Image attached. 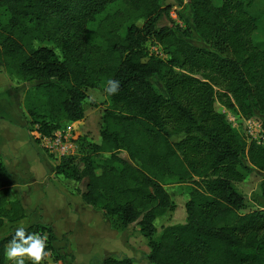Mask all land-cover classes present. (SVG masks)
Segmentation results:
<instances>
[{
  "label": "trees",
  "instance_id": "1",
  "mask_svg": "<svg viewBox=\"0 0 264 264\" xmlns=\"http://www.w3.org/2000/svg\"><path fill=\"white\" fill-rule=\"evenodd\" d=\"M188 2L208 47L188 40L189 27L179 32L162 0H0V66L32 84L23 105L37 141L85 118L89 88L120 82L117 93L105 92L100 140L79 135L83 154L60 158L56 173L86 180L83 201L115 229L136 225L151 264H264V209L242 212L236 186L253 168L264 172V144L248 141L216 108L264 114V0ZM149 42L165 58L150 53ZM171 184L190 186L186 221L157 235L156 219L176 208ZM261 187L264 195V179ZM25 218L2 182L0 229ZM25 228L47 235L54 261L72 264L74 254L54 247L51 225ZM14 233L0 239V264H11L4 250ZM101 264L138 263L110 255Z\"/></svg>",
  "mask_w": 264,
  "mask_h": 264
},
{
  "label": "rangeland",
  "instance_id": "2",
  "mask_svg": "<svg viewBox=\"0 0 264 264\" xmlns=\"http://www.w3.org/2000/svg\"><path fill=\"white\" fill-rule=\"evenodd\" d=\"M164 5H171L170 17L173 19L179 32L187 27L191 31V36L188 40L200 47H208V45L199 37L193 24V11L188 0H162ZM219 3V0H216ZM137 25H141L142 21H137ZM258 36L264 38V31L258 32ZM148 51L155 55H159L165 58L166 54L163 48L156 42L148 43ZM0 89L8 88L11 92L16 91L19 98L20 105L24 99L25 91L32 86L31 83L21 82L12 78L6 70L0 66ZM155 85L159 91L165 93L163 84L156 79ZM88 99L85 103V118L76 123H69L66 128L72 129L74 135L78 137L79 135H86L91 141L98 142L100 140V128L102 124V114L106 106L107 96L105 92L98 88H89ZM6 98L8 102L10 98ZM94 100L98 103L97 106H92L90 101ZM11 107V106H10ZM217 110L221 112H226L227 118L236 130H238L248 141L253 139L255 133H259L260 130H264V114L256 110L255 114L251 117H242L236 112L226 110L219 102L216 103ZM4 110L6 114H10V108H3L0 105V111ZM21 111V110H20ZM17 114V112L15 113ZM253 133L251 135L250 133ZM32 135H37L39 133L31 132ZM256 134V135H257ZM257 137V136H254ZM36 144L49 156L58 158L54 153L50 152L47 148L42 145L41 138L37 141L34 138ZM79 145V144H78ZM82 155L83 150L79 146L78 152L75 155ZM123 156H126L124 153ZM60 159V158H58ZM248 163L247 159L245 160ZM264 179V172L257 168H253L248 177L242 182L236 183L238 190L245 196L246 208L242 212H248L255 209H264V195L261 187V182ZM56 181H58V187L65 190L80 192L86 188V180L75 181L67 179L63 176H56ZM189 185L182 184H171L167 186V190L171 194L173 201L176 204V208L173 211L168 212L162 217L156 219L157 235H159L164 226L176 223H184L186 221V202L188 200ZM71 203L65 202V208L69 215L72 214V207H69ZM57 205V204H56ZM90 207H88L89 209ZM91 209V208H90ZM50 210V209H49ZM97 211V210H96ZM100 211V210H99ZM36 213L28 215L25 219L17 223H5L0 229V239L8 234L9 232L15 231L16 227L24 226L27 227L36 221H44V210L41 207L35 209ZM62 212V210H61ZM71 213V214H70ZM100 213H103L100 211ZM49 213L47 216L50 225L54 228L56 235L59 240L54 243V247L59 249L61 253H71L75 255V259L72 264H101L103 258L114 255L118 257L129 256L135 259L138 264H151L148 260L149 247L147 244V239L140 233L136 225L130 226L126 230H122L117 236L106 241V239L101 240V242L96 241L94 231L95 227L93 223H87L78 221L77 218L68 217V215L63 217L51 216ZM57 216V215H56ZM44 223V222H43ZM46 224V223H44ZM43 236H46L44 234ZM104 241V243H103ZM46 256L41 261V264H61L53 260V256L50 250L45 249ZM26 263L31 261L29 258H25ZM69 259L65 260L68 263ZM7 263H11L7 260Z\"/></svg>",
  "mask_w": 264,
  "mask_h": 264
},
{
  "label": "crops",
  "instance_id": "3",
  "mask_svg": "<svg viewBox=\"0 0 264 264\" xmlns=\"http://www.w3.org/2000/svg\"><path fill=\"white\" fill-rule=\"evenodd\" d=\"M9 93L11 95L7 102ZM17 97L16 91L11 92L8 88L0 89V105L2 104L3 108L9 107L11 111L10 114H6L4 110L0 111V159L8 171L7 175L0 174V188L2 182L7 184L8 198L21 201L26 217L36 213L37 207L43 208L44 221L41 219L34 223L49 224L50 221L47 219L49 213H52L53 218L74 216L73 218L76 217L78 221L86 220L87 223L94 224L96 241L101 242L106 239L109 242L121 230L115 229L104 213L85 204L80 193L74 190L64 191L58 187L56 176L60 174L56 173V166L60 159L49 156L36 144L27 128L23 102L22 106H19ZM66 201L71 203L69 204V207H72L71 215L65 208Z\"/></svg>",
  "mask_w": 264,
  "mask_h": 264
},
{
  "label": "clouds",
  "instance_id": "4",
  "mask_svg": "<svg viewBox=\"0 0 264 264\" xmlns=\"http://www.w3.org/2000/svg\"><path fill=\"white\" fill-rule=\"evenodd\" d=\"M120 82L115 79H108L105 92L113 95L118 92ZM46 236L38 233L27 232L24 226H18L12 239L5 247L4 255L11 264H26V257L31 260V264H41L46 256Z\"/></svg>",
  "mask_w": 264,
  "mask_h": 264
},
{
  "label": "built area",
  "instance_id": "5",
  "mask_svg": "<svg viewBox=\"0 0 264 264\" xmlns=\"http://www.w3.org/2000/svg\"><path fill=\"white\" fill-rule=\"evenodd\" d=\"M253 135V133H250ZM254 134L253 139L257 140L259 144H264V130L256 135ZM77 137L74 135L72 129L63 128L57 130L50 137H42V145L47 148L50 152L54 153L58 158L65 156L75 155L78 152L79 145L76 141Z\"/></svg>",
  "mask_w": 264,
  "mask_h": 264
}]
</instances>
